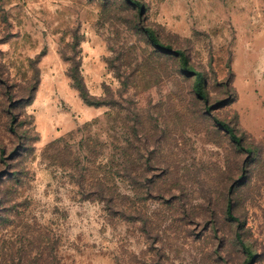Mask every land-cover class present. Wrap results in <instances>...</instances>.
I'll return each instance as SVG.
<instances>
[{
  "label": "rangeland",
  "instance_id": "rangeland-1",
  "mask_svg": "<svg viewBox=\"0 0 264 264\" xmlns=\"http://www.w3.org/2000/svg\"><path fill=\"white\" fill-rule=\"evenodd\" d=\"M134 1L0 0V264H264V0Z\"/></svg>",
  "mask_w": 264,
  "mask_h": 264
},
{
  "label": "trees",
  "instance_id": "trees-1",
  "mask_svg": "<svg viewBox=\"0 0 264 264\" xmlns=\"http://www.w3.org/2000/svg\"><path fill=\"white\" fill-rule=\"evenodd\" d=\"M129 2H131L132 4L134 5H139V3L137 1H134V0H127ZM146 33L148 34L149 36V39L151 41V43L157 48L159 49L160 51L162 52H165V53H168V54H175L177 56H179L182 60H183V64L186 66L188 64V59H187V56L186 54L181 51V50H173L171 46H166L164 45L163 43H161L159 41V39L155 36V34L146 29L145 30ZM73 81L75 83H77V88L80 92V95L81 97L83 98V100L89 104V105H94L90 100H89V96L87 94V91L85 89V86L83 85V81L81 79V77H79L78 75H71ZM202 74L201 73H196V81H195V91L196 93L205 101L207 102V99L203 93V83H202ZM210 108H208L207 110H209ZM14 122V121H13ZM216 122L227 129V131L230 133L231 135V138L238 144L242 147V141L240 138H238V136H236V134L234 133L233 131V128H231L228 124L224 123V122H221L219 120L216 119ZM249 153H251L250 150H248ZM228 214L231 218H233V216H231V202L229 201V205H228ZM252 257H250V259L247 261V264H250V261H251Z\"/></svg>",
  "mask_w": 264,
  "mask_h": 264
}]
</instances>
